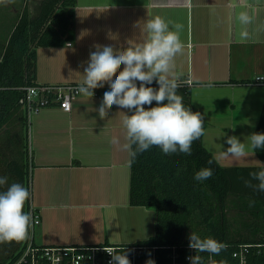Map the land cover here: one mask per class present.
<instances>
[{
  "label": "crops",
  "instance_id": "obj_1",
  "mask_svg": "<svg viewBox=\"0 0 264 264\" xmlns=\"http://www.w3.org/2000/svg\"><path fill=\"white\" fill-rule=\"evenodd\" d=\"M241 12L252 17L251 24H241ZM155 16L171 22L170 28L182 26L184 47L174 72L191 87L192 105L207 123L204 147L214 154L220 145L230 147L228 136L247 142L252 133H264V83L255 81L264 75V0H77L71 37L37 48V83L79 85L96 45L122 50L130 40L142 41L145 21ZM109 90L105 84L92 98L77 95L69 112L54 104L31 115V201L40 216L33 229L36 244L123 245L156 232L154 209L130 203L128 153L111 143L114 136L125 143L120 111L130 113L113 105L104 120L98 115ZM260 162L258 150L248 158L218 161L225 168L253 169L249 173L259 171Z\"/></svg>",
  "mask_w": 264,
  "mask_h": 264
},
{
  "label": "trees",
  "instance_id": "obj_2",
  "mask_svg": "<svg viewBox=\"0 0 264 264\" xmlns=\"http://www.w3.org/2000/svg\"><path fill=\"white\" fill-rule=\"evenodd\" d=\"M76 4L77 0H45L37 17H32L25 6L6 38L0 31V177L8 178L0 191L12 183L24 186L30 196L23 211H30L31 215L37 212L31 201L33 163L27 88L39 84L37 48L60 45L71 37ZM185 82H178L177 94L183 97L186 107L196 112L191 87ZM147 86L159 88L155 83ZM151 106H156V102ZM203 122L205 130L207 123ZM191 147V155H165L158 146H152L131 163L130 203L152 208L156 215V232L144 242L189 244L190 233L196 232L202 238L211 236L228 245L217 255L219 264H239L232 255L239 244H264V192L245 186L244 181L250 179L253 169L225 168L215 160L209 165L213 154L204 147L203 136ZM258 152L264 159L263 152ZM202 168H211L213 175L199 182L194 175ZM230 207L243 212L240 214H251L253 220L241 228L232 227L227 216ZM31 232L30 224L25 239L4 242L6 248L0 250V264L17 261L31 239ZM247 264H263L262 256L251 253Z\"/></svg>",
  "mask_w": 264,
  "mask_h": 264
},
{
  "label": "clouds",
  "instance_id": "obj_3",
  "mask_svg": "<svg viewBox=\"0 0 264 264\" xmlns=\"http://www.w3.org/2000/svg\"><path fill=\"white\" fill-rule=\"evenodd\" d=\"M12 2L14 0H0L4 4ZM238 19L242 25L252 23V17L247 12H241ZM170 23L160 16L147 19L143 25L145 38L142 41H128V46L122 50L96 45V51L90 53L84 68L83 81L76 89L79 94L92 98L95 89L108 84L110 90L104 92L97 109L101 120L108 117L113 105L131 113L120 111L123 113L125 143L121 145L120 139L115 136L111 140L113 145L128 153L129 166L138 154L152 146H158L165 155H191L192 143L205 135L201 113L191 111L184 105L183 97L177 94L180 85L179 77L174 72V59L182 53L184 45L179 35L182 26L175 24L170 28ZM259 30L264 31V25ZM241 35L247 38L249 33L244 30ZM122 65L123 70L118 72ZM256 79L264 80V77ZM154 81L159 85L158 89L147 86ZM154 101L156 106H151ZM146 105L149 107L146 108ZM246 141L241 142L235 135L228 136L226 143L230 147L222 150L223 146L220 145L208 164L211 165L214 160L248 158L256 150L264 149V133H252L246 137ZM259 167L261 170L251 172L250 179L244 183L246 187L264 192V163L260 162ZM212 175L211 168H202L195 173L194 179L202 182ZM7 181V177H0V186L6 185ZM252 181L257 183L253 184ZM29 196V191L20 183H12L6 190L0 191V243L26 238L32 215L23 209ZM227 247V244L211 236L202 238L196 232H191L189 248L196 254L187 259L190 264H205L200 253H208L207 264H217L213 257ZM105 251L112 257L109 264H131L125 248ZM146 264H154V261L149 259Z\"/></svg>",
  "mask_w": 264,
  "mask_h": 264
},
{
  "label": "built area",
  "instance_id": "obj_4",
  "mask_svg": "<svg viewBox=\"0 0 264 264\" xmlns=\"http://www.w3.org/2000/svg\"><path fill=\"white\" fill-rule=\"evenodd\" d=\"M71 44V43H69ZM257 77H264L259 75ZM264 83L262 79H255ZM78 84L55 85L38 84L27 88V101L30 116L40 109L57 104L65 111H71L73 100L79 93ZM40 223L39 214H32L31 239L21 256L14 264H109L112 257L105 249H126L131 264H146L151 259L154 264H190L187 259L195 255L189 244L151 245L145 242L131 244H95V245H39L33 242V229ZM251 253L262 256L264 264V244L241 243L233 251V257L239 264H247ZM207 264L208 253H200ZM213 259L219 264L217 256Z\"/></svg>",
  "mask_w": 264,
  "mask_h": 264
},
{
  "label": "rangeland",
  "instance_id": "obj_5",
  "mask_svg": "<svg viewBox=\"0 0 264 264\" xmlns=\"http://www.w3.org/2000/svg\"><path fill=\"white\" fill-rule=\"evenodd\" d=\"M44 1L45 0H14L12 3H0V31L2 30L3 38H6L7 33L10 32L25 6L28 7L32 17H37L41 12V7ZM240 213L243 212H240L233 207H230L228 210L227 216L231 221L232 227H240L253 220L251 214ZM240 231L241 233H244L242 229H240ZM4 248H6L5 244L0 243V250L4 251Z\"/></svg>",
  "mask_w": 264,
  "mask_h": 264
}]
</instances>
